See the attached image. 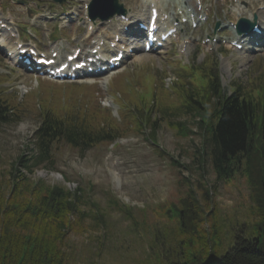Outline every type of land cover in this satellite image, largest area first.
<instances>
[{"label": "trees", "instance_id": "trees-1", "mask_svg": "<svg viewBox=\"0 0 264 264\" xmlns=\"http://www.w3.org/2000/svg\"><path fill=\"white\" fill-rule=\"evenodd\" d=\"M161 79H154L141 94L128 96L119 122L107 109L98 107L68 109L53 103L39 112L31 142L24 146L26 153L10 163L7 179H0V264H63L64 236L84 215L80 205L89 199L84 188L31 179L35 167L55 170L64 148L86 151L130 134L144 137L145 129L154 139L159 131L171 130L179 153L198 164L199 179L207 173L206 162L222 182L247 173L254 210L250 223L239 224L235 232L228 227L227 236L222 233L225 226L217 211L213 213L212 208L201 213L188 184L191 180L179 171L178 183L188 184L180 206L172 211L153 210L164 218L173 214L174 240L158 244L155 238L153 243L158 245L151 247L154 259L147 264H264V81L249 88L233 83L227 94L217 74L203 64L181 66L169 88L163 87ZM10 104L0 99V124L18 120ZM193 137L199 138L197 144ZM185 140L187 144H183ZM119 146L114 144V148ZM153 149L159 157L165 155ZM169 161L171 166L190 172L193 167L170 156ZM256 187L263 190L262 196L254 194ZM203 192L207 197L208 189ZM90 203L103 223L100 208ZM222 234L229 238L225 246Z\"/></svg>", "mask_w": 264, "mask_h": 264}, {"label": "rangeland", "instance_id": "rangeland-1", "mask_svg": "<svg viewBox=\"0 0 264 264\" xmlns=\"http://www.w3.org/2000/svg\"><path fill=\"white\" fill-rule=\"evenodd\" d=\"M255 1L259 4L264 3V0ZM128 3L133 6L137 4V0ZM5 6L8 7L14 19L19 18L21 22L30 20L31 15L25 16L22 7L11 5L8 0H0V8L4 9ZM210 13V22L204 24L199 33L194 32L199 34V37L210 32L211 22L220 15L221 10L213 6ZM32 29L39 36L40 31L34 27ZM53 32L55 37L59 33L66 34L63 30L55 29ZM42 37L43 35L40 39ZM45 42L41 39L36 43H39L41 47L45 45L44 49H48ZM76 42L78 40H75L74 44ZM58 44H62L66 49L69 46L61 40H58ZM210 45H201L193 41L184 56L177 55V49L173 50L174 45L166 49L167 53L162 51L148 55L139 51L135 57L131 56V59L125 63L124 69L130 74L120 73L114 75L111 81L109 79L110 92L115 94V105H117L116 108L113 106L110 113L113 112L116 115L117 109L119 115L122 114L125 100H127L125 94L130 92L127 89H132L130 85L134 83L131 75L133 68L138 69V74L146 79V76L150 77L152 73H161L165 70L166 64L172 62L171 59L177 58V60L188 62L196 57V61L200 62L205 56L213 54L217 60V69L223 87L232 80L246 82L251 72L264 68V51L258 55L240 58L239 53L221 44L216 46V50L210 51ZM172 70H174L173 67L170 72ZM0 72L7 75L4 78L0 77L7 80L1 83L0 87H6L7 93L11 92L15 101L28 100L35 110L38 94L42 102H57L56 104L68 109H78L84 104L91 107L96 104V101L100 106L105 107L108 98L106 95L108 91L102 92L98 79L88 82L91 85L79 83L58 85L48 80H39L40 78L35 77L34 73L24 72L21 68L14 67L3 53H0ZM169 75L172 78L173 74ZM136 89L134 87L131 91L134 93ZM35 110L28 109L27 111L30 112L19 122L0 124V179H7L10 163L22 153L24 144L30 142L34 128L39 122ZM193 139L196 144L199 142V138L193 137ZM154 140L165 150L164 156L159 157L145 138L131 134L119 140L118 148L103 145L86 151L63 149L56 161L57 171L52 172L65 175L66 183L62 178L55 179L50 172L45 179L50 182H59L70 188L80 186L85 189L89 197L80 205L84 215L77 218L79 220L68 229L64 236L63 264H147L153 261L151 247L162 243L161 241H172L175 235V225L172 224L173 214L167 218L156 214L154 209L156 203L165 201L159 208L177 210V206H180L179 200L183 199L187 193L188 184L195 192L201 213L205 215L212 208L213 213L217 211L219 222L225 226L222 227V233L225 232L227 236H229L228 227L235 232L239 224L250 223L254 219L248 189V182L251 179H247V173L243 175L237 173L227 178L230 180L222 182L216 179L206 162L204 167L207 173L199 179V171L196 170L198 164L191 162L188 156L179 153L177 143L174 142L176 138L171 131L165 129L159 131ZM187 143L188 140L183 141V144ZM169 156L178 159L188 167L191 163L190 169L193 165L191 172L183 167L171 166ZM179 171L189 177L190 183H178ZM44 172L47 171L36 168L30 177L31 179L41 178ZM249 174L254 175V172ZM204 188L208 189L207 197L203 195ZM254 194L262 196L263 190L256 187ZM113 198L128 204L131 210L122 207L121 203L115 205L112 203ZM89 201L99 206L103 213V223H100L95 216L94 207ZM213 218L212 215L210 220ZM74 219L72 217V220ZM206 224L209 223L206 222ZM155 238L158 244L153 243ZM222 238L225 240L224 246L227 245L229 238H226L224 234Z\"/></svg>", "mask_w": 264, "mask_h": 264}, {"label": "bare ground", "instance_id": "bare-ground-1", "mask_svg": "<svg viewBox=\"0 0 264 264\" xmlns=\"http://www.w3.org/2000/svg\"><path fill=\"white\" fill-rule=\"evenodd\" d=\"M144 15V14H143ZM258 17L260 18V15L258 14ZM134 33V36H136L135 34V32H133ZM256 40H257V38L254 40L253 38H251V41H254V42H256ZM2 44L4 43V42H1ZM133 43V44H132ZM132 43H130V44H132V45H134L135 46V49L136 48H138V46H136V45H138L137 44V42H134L133 40H132ZM3 45H5V43L3 44Z\"/></svg>", "mask_w": 264, "mask_h": 264}]
</instances>
